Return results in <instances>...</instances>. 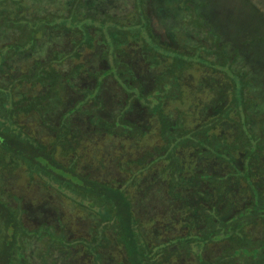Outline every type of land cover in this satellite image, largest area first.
<instances>
[{"label": "trees", "instance_id": "1", "mask_svg": "<svg viewBox=\"0 0 264 264\" xmlns=\"http://www.w3.org/2000/svg\"><path fill=\"white\" fill-rule=\"evenodd\" d=\"M52 2L0 0V264L259 253L264 33L209 0Z\"/></svg>", "mask_w": 264, "mask_h": 264}, {"label": "rangeland", "instance_id": "2", "mask_svg": "<svg viewBox=\"0 0 264 264\" xmlns=\"http://www.w3.org/2000/svg\"><path fill=\"white\" fill-rule=\"evenodd\" d=\"M170 6L178 10L183 8V0H169ZM51 3L52 0H49ZM69 0H58L57 2H52L55 5V9L65 13L68 8ZM211 3L210 14L218 22V25L222 24L227 26L231 30L230 33L235 34L239 33L241 38L245 40H260V34L264 33V0H236L232 2L230 0H209ZM53 9V10H55ZM155 20L156 26L155 31L157 35L161 37L163 41L168 40L167 31L159 25L158 21ZM180 20L175 19L177 26L179 25ZM181 23V22H180ZM181 25V24H180ZM261 97L264 100V87L261 89ZM261 249V250H260ZM257 250V249H256ZM259 253L255 254L253 252L249 254L247 250H238L235 252V258L230 259L229 261L226 258H223L226 261H223L224 264H264V248H259ZM201 249H196V258L191 264H196L199 260L197 256L201 258ZM201 254V255H200ZM230 262V263H229ZM188 264L187 262H184ZM198 263L203 264H216L211 262L209 259L200 260ZM180 264V263H179Z\"/></svg>", "mask_w": 264, "mask_h": 264}]
</instances>
